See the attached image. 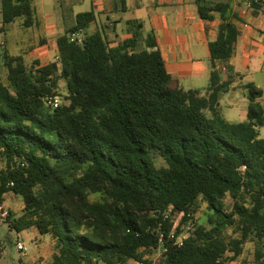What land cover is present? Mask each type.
<instances>
[{
	"label": "trees",
	"instance_id": "trees-1",
	"mask_svg": "<svg viewBox=\"0 0 264 264\" xmlns=\"http://www.w3.org/2000/svg\"><path fill=\"white\" fill-rule=\"evenodd\" d=\"M197 4L203 19H222L209 43L206 95L179 85L153 34L144 41L139 20L128 21L131 36L111 46L103 32L86 33L95 12L79 13L58 39V60L46 65L3 53L9 85L0 70V206L9 193L22 197L23 215L8 216V224L55 239L47 264H152L146 256L159 247L162 264H225L227 252L238 258L253 235L263 244L254 264H264V89L245 84L247 119L225 117L220 97L230 81L221 82L215 62L234 56L240 30L229 16L232 0ZM251 11L264 12V3ZM1 12L4 26L35 22L34 0H2ZM75 33L81 40H72ZM62 82L69 103L51 110L45 101ZM152 152L167 167L158 168ZM91 194L102 200L90 201ZM203 203L207 225L176 245L174 219L164 214L184 213V223ZM229 226L241 237L226 236Z\"/></svg>",
	"mask_w": 264,
	"mask_h": 264
},
{
	"label": "crops",
	"instance_id": "crops-1",
	"mask_svg": "<svg viewBox=\"0 0 264 264\" xmlns=\"http://www.w3.org/2000/svg\"><path fill=\"white\" fill-rule=\"evenodd\" d=\"M54 1L59 3L56 7L58 11L56 16H51L52 13L47 11L45 6L49 2L53 4V0H34L35 22L29 28L35 26V30H32L31 35L25 33L23 40L20 36L24 44L30 42L43 45L35 50L43 52L38 56H35L37 52H34L33 63L39 61L46 65L58 60L59 37L74 25L76 16L82 13L81 11L76 13L74 8L87 6V0H72L71 2L68 0L67 5L64 0ZM197 1L99 0V15L95 9L88 10L96 14V21L89 29L92 31L93 25L99 20V31L103 32L107 39L110 38L111 46H115L119 41L131 36L128 21H141L144 25V41L150 33L153 34L163 54L168 72L179 82V85L184 90H200L203 95H206L213 70L209 43L216 39L222 19L217 13L212 21L203 19L199 14ZM64 6L72 14L69 26L63 22ZM230 10L229 16L239 27L240 36L234 56L227 62H215L221 82L230 81L228 91L220 97V108L227 119H232L235 112L229 109L227 117L224 108L225 102L233 98L235 101L242 102L243 110L240 116H246L247 119L249 99L245 84L254 83L259 89H264L255 82L257 74L264 75V12L253 14L251 10H246L243 0H232ZM147 22L150 31L146 32ZM24 59L26 61L25 57ZM232 120L229 121L234 122ZM38 234L42 238V245L38 250L39 256V254H44L43 241L49 235H41L39 232ZM54 253L53 250L50 254L51 259L47 260V263L52 260ZM34 260L35 258L31 261Z\"/></svg>",
	"mask_w": 264,
	"mask_h": 264
},
{
	"label": "rangeland",
	"instance_id": "rangeland-1",
	"mask_svg": "<svg viewBox=\"0 0 264 264\" xmlns=\"http://www.w3.org/2000/svg\"><path fill=\"white\" fill-rule=\"evenodd\" d=\"M47 1V0H46ZM68 0H64L65 5L68 4ZM72 0H69L71 2ZM78 1V0H75ZM210 3H215L219 0H207ZM87 6L79 8H74L75 12H83L88 11L90 9H95V11L98 12L99 15V0H87ZM46 4V3H45ZM54 4V5H53ZM52 2L47 3L46 10L51 12V16H56L58 11L56 10V7L59 6V3L53 0ZM62 4V2H61ZM60 10H62L61 7H59ZM58 17V15H57ZM71 17L72 14L68 12V10L63 8L62 10V18L63 22L67 26L71 25ZM150 28H148V22L146 24L145 30L150 31ZM32 30H35V26L32 28L26 27L24 25V18H18L14 23L4 26L3 25V19H2V12H1V3H0V70L2 73V78L5 84L9 85V81L7 78L8 71L7 68L4 66L2 61V56L4 52H8L11 55L14 56H24L26 58V62L29 66L32 65L34 61V52H37L38 56L42 54V50L35 51L36 49L42 47V44H32L30 42L24 44L22 43V38L24 37L25 33L28 35H31ZM92 31H99V20L93 25ZM91 29H88L86 33H91ZM151 34V33H150ZM21 36V39H20ZM109 41L110 38H108ZM145 43L144 41L141 42L140 48H144ZM45 61V60H44ZM255 82L257 85L264 87V75L257 74L255 76ZM58 96L60 97V100L62 104H68L67 100V92L64 87V83L62 82L60 84V89ZM226 108V109H225ZM225 108L224 113L228 117L229 109L233 110L235 114L233 115L232 119L228 118L229 120H232L234 122H242L245 121V117H241L240 113L243 110V104L240 101H235L233 98L227 100L225 102ZM208 115L209 112H207ZM261 136L264 138V129L261 130ZM153 160L155 162V165L158 168H164L167 167L166 161L157 153L152 152ZM5 163L0 159V168H4ZM90 201H100L102 200V196L100 194H91L89 196ZM225 204L230 207L231 210L234 205V200L231 196H227L225 199ZM25 208V202L22 199V197L15 195L14 193L7 194L6 202L3 205V207L0 208V264H46L47 260L51 259V252L55 251V239L49 235L44 241H43V248L44 254H39L38 256V250L40 248V245H42V238L38 234L37 228L33 227L32 230H26L22 232H18L14 229H12L11 225L8 224V216H11L12 218H19L23 215ZM208 204L203 203L201 209L196 213L195 218H190L188 221L182 223L183 217L180 215H174L173 219L179 223L178 230L181 228V226L185 225V229L188 228L191 224L194 225V229L196 228V225L198 224H204L207 225V219H208ZM190 224V225H189ZM181 231V230H180ZM226 236L231 238H240L241 232L238 230L237 226H229L225 231ZM18 242H22L26 248V252H19L17 248ZM262 243H259V240L253 236H250L247 242L243 245V253L236 259H233V253L227 252L225 256V264H254L255 262V254L256 250L259 246H262ZM264 248V247H263ZM163 254L162 247H159L156 251H154L152 254L146 256V258H149L150 261H152V264H162L161 258ZM34 261H31L34 259ZM143 261V260H140ZM95 264H104V263H95ZM125 264H137V261L135 260H129Z\"/></svg>",
	"mask_w": 264,
	"mask_h": 264
},
{
	"label": "built area",
	"instance_id": "built-area-1",
	"mask_svg": "<svg viewBox=\"0 0 264 264\" xmlns=\"http://www.w3.org/2000/svg\"><path fill=\"white\" fill-rule=\"evenodd\" d=\"M246 10H252L253 6L255 4H260V3H264V0H243ZM2 2V0H0V3ZM81 36L82 34L80 33H75L72 35V40H76V39H80L81 40ZM224 70H226V68H224ZM45 104L47 106V108L54 110L56 108H58L59 106L62 105V102L60 100L59 96H52V97H48L45 101ZM181 217H184V213H180L178 214ZM173 219V216L170 213H165L164 214V219L165 220H170ZM162 225V224H161ZM178 225H180V222L177 223L174 220V226L173 229L170 233V239L175 241V244L178 246H182L184 244V242L193 235L194 232V225L193 224H189L190 226H188L187 229H185V225L181 226V228L178 230ZM181 230V231H180ZM160 243L161 245L164 244V240H163V235L160 238ZM17 248L19 252H26L27 248L26 246L22 243V242H18L17 244ZM137 264H146L144 261H137Z\"/></svg>",
	"mask_w": 264,
	"mask_h": 264
}]
</instances>
